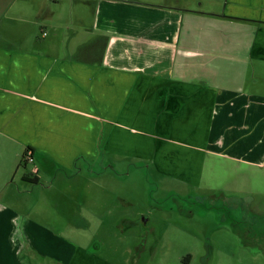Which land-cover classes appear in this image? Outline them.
I'll return each instance as SVG.
<instances>
[{
  "label": "crops",
  "instance_id": "1",
  "mask_svg": "<svg viewBox=\"0 0 264 264\" xmlns=\"http://www.w3.org/2000/svg\"><path fill=\"white\" fill-rule=\"evenodd\" d=\"M13 2L4 3L3 14ZM169 7L175 13L182 8ZM102 8L100 3L92 29L82 28L77 17H48L34 24L52 31L51 37L30 31L8 41L0 35V264H119L96 243L84 244L78 227L54 234L2 200L18 169L36 159L40 168L18 179L37 186L41 168L53 165L47 189L82 168L118 161H148L160 174L190 185L200 183L206 166L231 172L264 164V96L184 77L198 59H208L207 65L214 55L209 20L204 27L188 22L182 33L187 22L172 15L101 16ZM217 13L228 24L226 33L235 26L242 34L237 39L248 68L264 66V0H222ZM64 25L75 30L66 34ZM27 147L31 161L21 166Z\"/></svg>",
  "mask_w": 264,
  "mask_h": 264
},
{
  "label": "rangeland",
  "instance_id": "2",
  "mask_svg": "<svg viewBox=\"0 0 264 264\" xmlns=\"http://www.w3.org/2000/svg\"><path fill=\"white\" fill-rule=\"evenodd\" d=\"M8 1L0 0V35L8 41L30 31L37 38L51 37L52 31L34 24L48 17L56 21L77 17L81 26L92 29L99 18L100 3L101 16L115 13L117 17H145L151 12L172 15L175 22L176 18L187 22L181 26L182 33L187 31L188 22L204 27L209 20L214 25L211 31L214 55L207 56L211 59L207 65L208 59H198L184 77L248 91L256 89L264 96V66L254 62L248 68L241 36L237 39L241 33L235 26L229 27L230 33L225 32L223 27L228 24L225 21L221 24L219 18H225L217 13L222 0H214L215 5H208L206 0H124L125 3L114 0L117 5L103 2L106 0H14L9 12L3 14L4 3ZM169 4L180 5L182 13L172 11ZM121 8L128 11L122 12ZM65 27L62 26L66 34L75 30ZM185 46L191 48L189 43ZM183 58L178 57L177 63ZM252 74L255 77L248 78ZM38 164L41 163L36 159L26 168L20 167L14 183L4 190L2 196L6 197H1L2 200H11L16 212L26 217L29 214L37 225L54 234L66 227H78L79 234L84 235V244L91 247L96 243L104 257L119 264H264V244L252 245L249 241L264 230V164L244 169L228 166L231 172L223 167L206 166L198 185L160 174L143 160L118 161V166L106 168L96 165L82 168L80 175L63 184L56 180L50 189L46 186L50 175L56 173L53 165L47 170L41 168L37 186L19 181L18 175L38 168ZM2 174L0 171V179ZM221 194L226 202L222 221L210 209L213 202L219 205L215 197ZM211 195L215 196L212 200ZM231 223L237 225L231 227ZM249 224L251 231L244 233L241 227Z\"/></svg>",
  "mask_w": 264,
  "mask_h": 264
},
{
  "label": "flooded vegetation",
  "instance_id": "3",
  "mask_svg": "<svg viewBox=\"0 0 264 264\" xmlns=\"http://www.w3.org/2000/svg\"><path fill=\"white\" fill-rule=\"evenodd\" d=\"M212 196V197H211ZM210 197H211V199L210 200H212L213 199V197H215L214 195H211ZM215 201H218L219 202V205H216L215 204V202H213V203H211V205H210V209H212L216 214H218L217 215V217H218V219L219 220H221L222 221V215H223V212H224V208L226 207V205H225V198H224V195L223 194H221V195H219V196H216L215 197ZM255 213V212H254ZM254 217H253V220H255V214L253 215ZM254 222L255 221H252V224H254ZM235 225H237L236 223H231V227H234ZM251 225L249 224L248 225V227H246V228H243V227H241V229H243V231H244V233H249L251 230H250V227ZM252 229L254 230V231H256L255 230V228L254 227H252ZM240 234H241V232H239ZM247 239L248 238H250V235L249 234H247V236H245ZM251 238H253V240H249L251 243H252V245H254V243H260L259 244V246L261 245V244H264V230L262 231V233H257V235L256 236H251ZM256 239H258V241H256ZM244 240H246L245 238H244Z\"/></svg>",
  "mask_w": 264,
  "mask_h": 264
},
{
  "label": "trees",
  "instance_id": "4",
  "mask_svg": "<svg viewBox=\"0 0 264 264\" xmlns=\"http://www.w3.org/2000/svg\"><path fill=\"white\" fill-rule=\"evenodd\" d=\"M30 150V148L29 147H27V149L24 151V153L22 154V157H21V163H20V165L21 166H24L25 165V163H26V160H25V156H26V153H27V151H29ZM29 177H27V176H25V179L26 180H28V181H31V182H36L37 181V179L36 178H29Z\"/></svg>",
  "mask_w": 264,
  "mask_h": 264
},
{
  "label": "built area",
  "instance_id": "5",
  "mask_svg": "<svg viewBox=\"0 0 264 264\" xmlns=\"http://www.w3.org/2000/svg\"><path fill=\"white\" fill-rule=\"evenodd\" d=\"M25 160L31 161L30 151H27L26 156H25Z\"/></svg>",
  "mask_w": 264,
  "mask_h": 264
}]
</instances>
